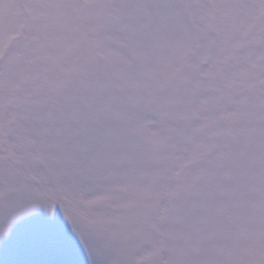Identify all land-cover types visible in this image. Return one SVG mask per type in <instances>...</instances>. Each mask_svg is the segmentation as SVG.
I'll return each mask as SVG.
<instances>
[{
  "label": "snow or ice",
  "instance_id": "snow-or-ice-1",
  "mask_svg": "<svg viewBox=\"0 0 264 264\" xmlns=\"http://www.w3.org/2000/svg\"><path fill=\"white\" fill-rule=\"evenodd\" d=\"M0 264H264V0H0Z\"/></svg>",
  "mask_w": 264,
  "mask_h": 264
}]
</instances>
